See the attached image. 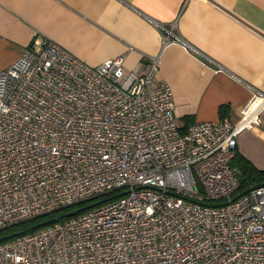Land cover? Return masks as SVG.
Wrapping results in <instances>:
<instances>
[{
    "label": "built area",
    "instance_id": "obj_1",
    "mask_svg": "<svg viewBox=\"0 0 264 264\" xmlns=\"http://www.w3.org/2000/svg\"><path fill=\"white\" fill-rule=\"evenodd\" d=\"M158 27L160 51H195L177 19ZM160 51L125 72L124 53L89 65L44 37L0 69V229L121 192L0 243V264H264V184L233 197L230 164L264 92L182 132Z\"/></svg>",
    "mask_w": 264,
    "mask_h": 264
},
{
    "label": "crops",
    "instance_id": "obj_2",
    "mask_svg": "<svg viewBox=\"0 0 264 264\" xmlns=\"http://www.w3.org/2000/svg\"><path fill=\"white\" fill-rule=\"evenodd\" d=\"M177 19L178 42L161 51L159 23ZM48 37L89 65L124 53L125 72L160 51L158 77L172 89L179 126L234 121L264 92V0H0V69ZM131 47V48H129ZM236 149L264 169V108Z\"/></svg>",
    "mask_w": 264,
    "mask_h": 264
},
{
    "label": "trees",
    "instance_id": "obj_3",
    "mask_svg": "<svg viewBox=\"0 0 264 264\" xmlns=\"http://www.w3.org/2000/svg\"><path fill=\"white\" fill-rule=\"evenodd\" d=\"M220 117L226 115L227 105L219 106ZM186 125L180 127L183 132ZM231 166L237 170L238 187L235 190L233 197H237L251 187L264 184V169L256 168L247 158H245L239 150L234 149L233 156L230 161ZM119 190H114L105 194H101L78 203H74L42 215L24 219L22 221L11 224L0 229V243L11 240L17 236L33 232L44 226H47L54 221H61L70 217L83 213L90 208L104 204L116 196L120 195Z\"/></svg>",
    "mask_w": 264,
    "mask_h": 264
}]
</instances>
